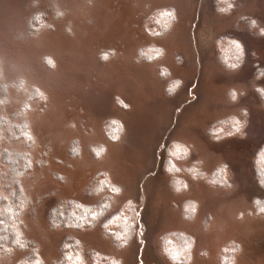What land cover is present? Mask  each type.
<instances>
[{
	"label": "rangeland",
	"instance_id": "rangeland-1",
	"mask_svg": "<svg viewBox=\"0 0 264 264\" xmlns=\"http://www.w3.org/2000/svg\"><path fill=\"white\" fill-rule=\"evenodd\" d=\"M226 3L234 7L218 11ZM157 9L176 17L161 35ZM262 28L264 0H0V115L28 102L33 165L20 180L21 221L46 264L61 259L71 237L123 264H169L161 237L172 231L195 237L192 264H222V256L264 264V187L255 169L264 145ZM231 41L242 45L241 58ZM149 45L166 52L145 60L140 50ZM221 47L230 49L227 62ZM233 117L246 122L244 135L213 140L209 129L231 130ZM110 121L123 127L116 140L106 134ZM175 140L192 146L186 163L202 161L214 183L185 175L187 189L173 188L164 165ZM98 172L123 190L104 218L128 200L139 214L119 252L101 222L85 231L48 222L61 202L101 200L106 193L92 192ZM187 202L197 205L193 219H185ZM28 254L1 251L0 264H22Z\"/></svg>",
	"mask_w": 264,
	"mask_h": 264
},
{
	"label": "clouds",
	"instance_id": "clouds-1",
	"mask_svg": "<svg viewBox=\"0 0 264 264\" xmlns=\"http://www.w3.org/2000/svg\"><path fill=\"white\" fill-rule=\"evenodd\" d=\"M234 7L231 3H226L224 6L219 7L218 11L223 13H228L230 9ZM157 24L161 25L163 30L170 29L172 22L175 19L173 11L163 10L159 11L157 14ZM253 26L256 25V21H252ZM262 35H264V28L260 29ZM162 33H157V35H161ZM231 45L234 46L233 58H241L243 56L242 45L237 41H231ZM224 53H229L230 49L225 47L221 49ZM166 50L162 46H155L148 49L146 55L149 60H152L154 57H162L165 54ZM225 60L228 59V55H225ZM231 67H237L236 64L231 65ZM180 84L179 80H176L175 83L169 87L168 91L171 93L178 85ZM236 99L235 94L232 95V100ZM244 123L240 121L238 118L233 117V127L231 130H226L221 125L214 126L209 129V132L212 136V139L218 141L224 137L232 136L236 133H239L241 136L244 135L242 129L244 127ZM113 140H116V136H112ZM163 148V145H161ZM191 145L185 144L182 141L175 140L171 143L168 148V159L164 165L165 172L171 178L170 183L176 191L181 189H187V181L183 178V176L187 175L192 180H206L210 183H214V177H209V175L203 171L200 167L202 161L195 160L190 164L186 163L191 155ZM106 153V149H101L95 153L98 158H102L103 154ZM105 176H108V173H105ZM102 184L108 183L107 180L101 181ZM102 191L100 187L94 188L92 190L93 194L99 195ZM122 188L119 186H111L110 192L111 196L109 200H115L116 196H119L122 193ZM109 200H106L104 204L101 205L99 209H94L88 206H85L79 202L72 201L73 209L70 212V216L74 217V219H70L67 222V227L78 228L80 231L91 230L96 227L95 221L103 216L106 211H108L111 207V203ZM134 203L131 200H128L124 203L122 208L111 215L109 219H107L102 224V235L104 239L111 238L113 240L112 247L119 252L121 249L127 246L132 235L134 225L139 223V214L137 213L135 217L132 212L134 209ZM196 204L191 205V211L193 213L192 216H187L185 219H193L194 213L196 211ZM77 210L85 213L90 219H85L84 216H81ZM6 211H11V209H6ZM0 223H3L0 221ZM87 225V229L85 228ZM5 227H8L5 225ZM13 230H16V224L14 223L12 226ZM54 228L57 231L62 230L60 228L59 222H54ZM136 234L139 238L140 229H136ZM17 235V243L20 242V232H16ZM162 252L164 256L169 260V264H192L193 254L192 250L195 247V237L187 235L183 232L172 231L170 233L164 234L162 237ZM75 241V249L69 250L66 254V264H123V259L120 256L115 254H108L106 252L100 251L98 249H92L90 258L85 257V249L83 242L78 238L74 237ZM143 243V241H141ZM65 248H69L68 244L64 245ZM7 251H11V249H6ZM201 255L207 257V252H201ZM37 264H46V261L43 257H38ZM59 264V261L56 262ZM235 264V261H233Z\"/></svg>",
	"mask_w": 264,
	"mask_h": 264
},
{
	"label": "trees",
	"instance_id": "trees-1",
	"mask_svg": "<svg viewBox=\"0 0 264 264\" xmlns=\"http://www.w3.org/2000/svg\"><path fill=\"white\" fill-rule=\"evenodd\" d=\"M163 10L172 11L169 9L155 10L154 13H152L154 15L155 22L157 20L156 14L159 11H163ZM166 31L163 30L160 25V29L156 31V34L157 33L163 34ZM152 47L155 46L149 45L141 48L140 50L141 57L144 58L145 60H149L146 53L148 52V49ZM221 49L222 47L220 48V56L223 62H227L223 58L225 54H223L224 52ZM156 58L159 57H154L153 59ZM226 64L230 66V64H234V63L230 61L229 63ZM37 93H38L37 89H34V97H36ZM262 96L264 97V93H262ZM27 107H28V102L25 101L23 108H21V110H16V112H13L9 115H0V221L3 222L0 223V252L7 251L6 249H13V248L24 249L29 251V254L21 263L37 264V259L39 257L37 253V246L33 241L27 239L26 236L24 235L22 229V221H21V216L24 210V197L20 185V180L25 174L31 171L33 165L28 150L33 145V137L30 132L28 119L26 117ZM122 131H123V127L119 122L110 121L109 124L107 125L106 134L110 139H112V136H116V139H118ZM255 169L257 172V176L260 180V183L264 187V145L260 147L259 152L257 154ZM218 176L215 175L216 178ZM105 180H107L108 183L102 184L101 181H105ZM92 184L95 185V188L100 187L102 189L101 192L106 193L104 197L95 204H86L78 200H68L59 203L58 205H56L54 208L51 209L48 216V222L51 228L55 229L54 228L55 221L59 222L60 228H71V227H67L66 225L70 219H74V217L70 216V212L73 209L72 201L79 202L85 206L94 209H99L101 205L105 203L106 200H109V197L112 195L110 192V188L113 185L110 182L109 177L105 176V172H98L94 176L92 180ZM109 203H111V200H109ZM191 205H193L191 202H187L184 206L185 207L184 212H186L188 216H191L193 214L191 211ZM6 209H11V211H6ZM77 212L81 216H84L86 220L90 219V217H88L85 213L81 212L80 210H77ZM105 214L99 217L95 221L96 224L98 222H101V227L102 224L111 217L109 216L107 218H104ZM132 214L135 217L137 213L133 211ZM14 223L16 224V230H13V228L11 227ZM5 225H7L8 227H5ZM135 226L136 224L134 225L133 235L130 241L134 236ZM85 227H87V225H85ZM17 231H19L21 234L20 235L21 243L16 242ZM65 244H68L70 247L65 248L64 247ZM75 247L76 245L73 237L66 239L62 243L61 245L62 256L61 259L59 260V264H66L65 254L69 250L75 249ZM161 251H162V246H161ZM84 254L86 258H90L91 251H87ZM230 260L231 259L229 257L226 258L225 256H222L221 263L228 264Z\"/></svg>",
	"mask_w": 264,
	"mask_h": 264
}]
</instances>
